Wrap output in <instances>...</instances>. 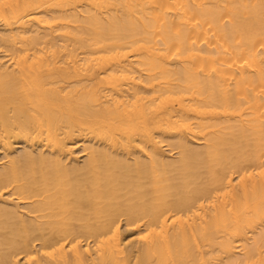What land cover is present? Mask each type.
Returning <instances> with one entry per match:
<instances>
[{
	"label": "bare ground",
	"instance_id": "6f19581e",
	"mask_svg": "<svg viewBox=\"0 0 264 264\" xmlns=\"http://www.w3.org/2000/svg\"><path fill=\"white\" fill-rule=\"evenodd\" d=\"M0 148V264H264V0H0Z\"/></svg>",
	"mask_w": 264,
	"mask_h": 264
},
{
	"label": "rangeland",
	"instance_id": "374dc122",
	"mask_svg": "<svg viewBox=\"0 0 264 264\" xmlns=\"http://www.w3.org/2000/svg\"><path fill=\"white\" fill-rule=\"evenodd\" d=\"M16 147L20 149L22 147V145L21 144H19V145L17 144ZM1 152H2V149L0 150V153ZM83 157L84 156H80L81 159H83ZM125 221H126L125 219L121 221L122 236L125 237L124 239L127 240L126 242H130V240H134V238H136L137 232H135L136 231V228L133 225H128ZM1 230H4V229H1ZM80 239H81V241L83 243L85 242V239H83V238H80ZM91 244H92V242H91ZM23 259L24 258H22V255H19L20 262H22Z\"/></svg>",
	"mask_w": 264,
	"mask_h": 264
}]
</instances>
